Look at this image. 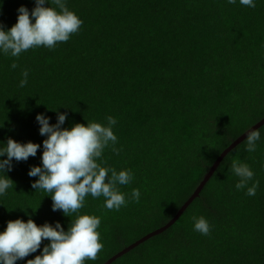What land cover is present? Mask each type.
Wrapping results in <instances>:
<instances>
[{"label":"trees","instance_id":"obj_1","mask_svg":"<svg viewBox=\"0 0 264 264\" xmlns=\"http://www.w3.org/2000/svg\"><path fill=\"white\" fill-rule=\"evenodd\" d=\"M66 2L83 21L67 42L18 58L0 55V141L41 144L35 157L13 159L7 172L13 186L0 197V231L29 216L38 226L59 221L67 230L75 218L52 211L50 194L31 187L38 177L28 171L41 166L46 139L36 115L54 124L53 110L66 112L65 128L106 124L112 116L120 151L106 148L103 166L130 169L133 180L118 188L126 199L134 188L141 196L116 211L89 195L79 210L101 219L103 248L85 264H105L168 224L221 154L264 119V0H255V8L239 0ZM21 5L31 11L35 2L0 0V24L11 28ZM25 69L28 84L20 88ZM260 130L256 151H246L245 140L229 152L174 226L112 264H264V126ZM234 160L254 171L255 196L236 190ZM193 216L208 220L209 235L194 230ZM47 243L16 264H27Z\"/></svg>","mask_w":264,"mask_h":264},{"label":"clouds","instance_id":"obj_2","mask_svg":"<svg viewBox=\"0 0 264 264\" xmlns=\"http://www.w3.org/2000/svg\"><path fill=\"white\" fill-rule=\"evenodd\" d=\"M35 7L29 9L21 5L18 9L17 22L9 29L0 24V55L19 57L29 49L41 46L54 49L58 43L67 42L77 33L83 21L67 7L66 0H34ZM235 4L237 0H227ZM245 7L255 8V0H239ZM46 4L50 6H45ZM13 62L11 68H17ZM19 87L28 84L29 71L21 73ZM56 111V123H50L51 117L44 113L36 115L39 133L46 139L42 142L41 166H32L29 177H38L31 187L49 193L52 199V211H62L65 216L75 214L67 230L59 221L45 222L37 225L29 216L23 219L10 220L6 228L0 231V264H16L31 253L41 248L42 240L48 243L34 259L27 264H85L86 260H95L103 248L100 232L101 219L95 215L79 212L85 205L87 196L104 198V207L119 211L127 206L129 200L139 201L141 193L138 188L132 189L126 199L118 185H128L133 180L130 169L117 171L103 166L104 150L119 154L116 147L118 137L113 128L116 118L106 117V124L87 121L86 124L75 123L70 128L62 127L67 113ZM261 130L250 129L247 132L245 150L255 152L261 141ZM41 144L31 141L18 142L11 137L4 143L0 141V197L13 186L7 175L16 162L27 161L35 157ZM6 157V158H4ZM231 171L237 178L236 190H245L246 195H256L259 181L254 180V171L247 164L234 160ZM251 184V186H249ZM27 214V213H26ZM193 228L202 235H209L211 225L204 216H193Z\"/></svg>","mask_w":264,"mask_h":264},{"label":"water","instance_id":"obj_3","mask_svg":"<svg viewBox=\"0 0 264 264\" xmlns=\"http://www.w3.org/2000/svg\"><path fill=\"white\" fill-rule=\"evenodd\" d=\"M264 126V119L256 124L254 127L251 129H260L261 127ZM249 131V130H248ZM247 131V132H248ZM247 132L243 134L240 138H238L225 152L221 154V156L217 159V161L214 163V165L211 167L209 173L206 175L204 180L201 182L197 190L194 192V194L189 198V200L182 206V208L178 211L176 216L164 227L160 228L159 230L149 234L148 236L142 238L141 240L137 241L136 243L132 244L131 246L127 247L123 251H121L119 254L108 260L105 264H112L114 263L117 259L121 258L125 254L129 253L136 247L140 246L141 244L149 241L150 239L164 233L168 229H170L172 226H174L178 220L183 216V214L188 210V208L192 205V203L197 199L206 186V184L209 182V180L212 178L218 167L220 166L221 162L224 160V158L228 155L229 152H231L233 149H235L238 145H240L242 142L246 140Z\"/></svg>","mask_w":264,"mask_h":264}]
</instances>
